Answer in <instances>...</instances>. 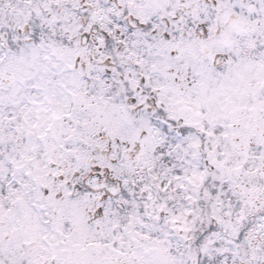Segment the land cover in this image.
<instances>
[{"label":"snow or ice","instance_id":"6c2138e0","mask_svg":"<svg viewBox=\"0 0 264 264\" xmlns=\"http://www.w3.org/2000/svg\"><path fill=\"white\" fill-rule=\"evenodd\" d=\"M0 264H264V0H0Z\"/></svg>","mask_w":264,"mask_h":264}]
</instances>
